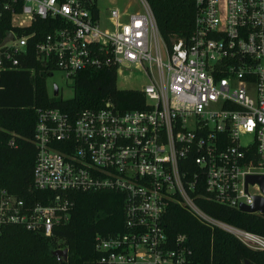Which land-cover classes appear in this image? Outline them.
<instances>
[{
    "label": "built area",
    "instance_id": "built-area-1",
    "mask_svg": "<svg viewBox=\"0 0 264 264\" xmlns=\"http://www.w3.org/2000/svg\"><path fill=\"white\" fill-rule=\"evenodd\" d=\"M190 1V32L167 42L145 0L104 15L96 0H0V71L16 70L32 52L46 78L60 71L73 81L80 70L114 67L116 77L146 81L134 89L141 109L120 111L110 100L74 115L35 108L26 191L40 193L0 189V230L19 225L51 237L68 219L73 192L109 190L122 195L123 230L94 236L96 264H191L185 236L169 238L162 226L171 204L264 251V236L195 202L240 211L264 198L246 181L264 176V0Z\"/></svg>",
    "mask_w": 264,
    "mask_h": 264
},
{
    "label": "trees",
    "instance_id": "trees-1",
    "mask_svg": "<svg viewBox=\"0 0 264 264\" xmlns=\"http://www.w3.org/2000/svg\"><path fill=\"white\" fill-rule=\"evenodd\" d=\"M145 2L165 41L170 35L185 37L190 32L194 13L190 0ZM39 37L36 34L34 38ZM20 62L16 70L0 71V189L26 198L40 193L26 191L35 156L32 132L36 107H54L74 115L83 108H97L110 100L124 111L144 108V98L137 90L116 87L114 67L80 70L72 81V96L53 97L32 52ZM30 67L33 72L28 70ZM71 198L73 205L68 219L54 227L51 237H41L19 225L2 227L0 264H96L94 236L123 230L122 195L109 190H89L75 191ZM195 202L214 219L264 236V217L203 199L196 198ZM162 226L169 238L177 234L185 236L191 264H244V261L264 264V251L251 250L229 233L201 224L176 204L169 205L163 213ZM58 246L66 249L65 259L57 260L51 255Z\"/></svg>",
    "mask_w": 264,
    "mask_h": 264
},
{
    "label": "rangeland",
    "instance_id": "rangeland-1",
    "mask_svg": "<svg viewBox=\"0 0 264 264\" xmlns=\"http://www.w3.org/2000/svg\"><path fill=\"white\" fill-rule=\"evenodd\" d=\"M96 4L102 15H104L106 9L111 6L129 9L140 8L138 0H96ZM45 81L49 94H52V86L55 85L58 88L57 95L61 98L68 99L72 96V80L70 78H65L60 71L53 72V74L47 77ZM145 82V78H134L127 74H121L116 77L115 85L120 89H138ZM57 248L65 249L62 246H58Z\"/></svg>",
    "mask_w": 264,
    "mask_h": 264
},
{
    "label": "water",
    "instance_id": "water-1",
    "mask_svg": "<svg viewBox=\"0 0 264 264\" xmlns=\"http://www.w3.org/2000/svg\"><path fill=\"white\" fill-rule=\"evenodd\" d=\"M52 95H57V86H52ZM246 181L249 183L257 182L260 186V189L264 195V176H247ZM239 210L241 212L251 213V212H258L262 215H264V198L261 197H255L254 201L249 206L240 205ZM66 249H55L51 252V255H53L57 260L59 259H65L66 258ZM244 264H249V262L244 261Z\"/></svg>",
    "mask_w": 264,
    "mask_h": 264
}]
</instances>
